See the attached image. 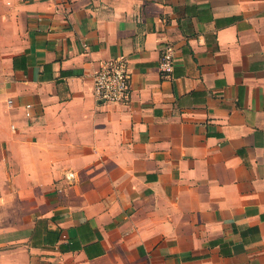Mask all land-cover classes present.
I'll return each instance as SVG.
<instances>
[{
    "label": "crops",
    "instance_id": "obj_1",
    "mask_svg": "<svg viewBox=\"0 0 264 264\" xmlns=\"http://www.w3.org/2000/svg\"><path fill=\"white\" fill-rule=\"evenodd\" d=\"M0 264H264V0H0Z\"/></svg>",
    "mask_w": 264,
    "mask_h": 264
},
{
    "label": "built area",
    "instance_id": "obj_2",
    "mask_svg": "<svg viewBox=\"0 0 264 264\" xmlns=\"http://www.w3.org/2000/svg\"><path fill=\"white\" fill-rule=\"evenodd\" d=\"M175 60V46L164 45L159 59V69L163 75L168 76L173 72ZM94 94L101 103H122L130 99L131 78L128 62L123 57L104 62L96 71Z\"/></svg>",
    "mask_w": 264,
    "mask_h": 264
}]
</instances>
